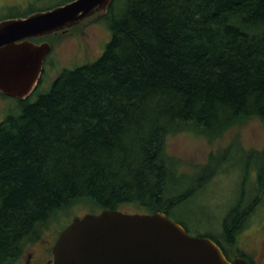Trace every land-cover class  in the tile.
<instances>
[{"label": "trees", "instance_id": "obj_1", "mask_svg": "<svg viewBox=\"0 0 264 264\" xmlns=\"http://www.w3.org/2000/svg\"><path fill=\"white\" fill-rule=\"evenodd\" d=\"M100 18L112 30L103 54L63 69L48 91L0 122V264H16L76 204L170 217L222 160L210 157L185 186L167 137L264 123V0H113ZM44 39L51 37L34 40ZM246 154L243 181L252 175L256 185L224 217L228 240L264 201V149Z\"/></svg>", "mask_w": 264, "mask_h": 264}, {"label": "water", "instance_id": "obj_2", "mask_svg": "<svg viewBox=\"0 0 264 264\" xmlns=\"http://www.w3.org/2000/svg\"><path fill=\"white\" fill-rule=\"evenodd\" d=\"M113 0H70L26 16L0 20V93L25 101L37 90L49 40L108 13ZM52 264H249L232 263L205 235L193 236L165 212L104 209L76 216L53 246Z\"/></svg>", "mask_w": 264, "mask_h": 264}, {"label": "rangeland", "instance_id": "obj_3", "mask_svg": "<svg viewBox=\"0 0 264 264\" xmlns=\"http://www.w3.org/2000/svg\"><path fill=\"white\" fill-rule=\"evenodd\" d=\"M62 1L0 0V17L25 11L30 6L39 9L49 8ZM100 17L97 16L78 25L69 33L49 39L53 48L45 59L40 84L29 101H35L40 93L48 91L63 69L94 62L103 54L107 43L111 40L112 30L106 19ZM22 102V100L0 93V122L8 115L19 114ZM217 133V128L206 129V131L200 128L198 130L187 128L167 137L168 153L181 162L182 171L189 177L185 186L192 183L191 178L195 179L196 175L203 173L200 167L207 164L210 157L222 160V169L178 205L170 218L184 222L188 226L190 235L199 236L209 233L223 240L224 217L242 197L244 189H252L256 185L255 177L250 175L247 184L243 181V176L246 170L251 168V164L247 165L248 155L246 153L250 150L264 149V123L258 118H250L234 126L222 136H218ZM206 172L208 175L209 169ZM181 183L177 182L175 186L180 191L186 188ZM250 197L252 194L246 196V198ZM125 209L128 212L137 210ZM87 212L89 208L77 204L73 206L59 220L44 229L43 237L37 243L27 246L20 260L25 261V254L32 251V247H39L44 239H55L63 226L68 225L76 216H82ZM249 223L250 227L245 234L248 233L250 238L260 242L264 238V201L251 216ZM241 238L242 234L238 239L241 240ZM21 261L16 264H21Z\"/></svg>", "mask_w": 264, "mask_h": 264}, {"label": "flooded vegetation", "instance_id": "obj_4", "mask_svg": "<svg viewBox=\"0 0 264 264\" xmlns=\"http://www.w3.org/2000/svg\"><path fill=\"white\" fill-rule=\"evenodd\" d=\"M249 221L246 227L235 235L232 240H228L222 236L223 240L218 238L219 241H216V243L220 246L226 258L232 263L238 258H243L249 264H264V238L259 242L254 238H250L248 233L245 234L246 230L250 227ZM241 234L242 238L239 240L238 237ZM58 236L59 234L53 240L44 239L39 247H32L33 250L25 254V261H21V259L19 262L21 261V264H52L54 259L53 246Z\"/></svg>", "mask_w": 264, "mask_h": 264}]
</instances>
